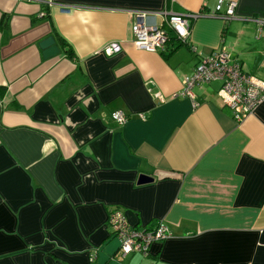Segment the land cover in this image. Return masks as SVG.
Here are the masks:
<instances>
[{
    "label": "crops",
    "instance_id": "obj_1",
    "mask_svg": "<svg viewBox=\"0 0 264 264\" xmlns=\"http://www.w3.org/2000/svg\"><path fill=\"white\" fill-rule=\"evenodd\" d=\"M220 1L0 0V264H264V103L239 123L222 83L174 96L222 47L264 81V0H223L235 20L205 16L165 53L131 35L139 14L162 24ZM49 37L60 54L45 59ZM111 44L122 49L107 57ZM116 209L172 236L124 258Z\"/></svg>",
    "mask_w": 264,
    "mask_h": 264
},
{
    "label": "built area",
    "instance_id": "obj_2",
    "mask_svg": "<svg viewBox=\"0 0 264 264\" xmlns=\"http://www.w3.org/2000/svg\"><path fill=\"white\" fill-rule=\"evenodd\" d=\"M46 3L54 4L52 1H46ZM237 6L236 1L225 3L221 0L213 14L200 12L175 15L164 11L159 14L163 19L162 24H151L149 22V19L152 18L150 13L139 14L131 30L134 45L140 51L151 53L167 52L172 39L180 44L189 45L188 42L195 21L208 16L229 23L236 19ZM63 11L68 12L69 9L63 7ZM45 14L41 16L45 17ZM252 20L263 24L261 20L254 18ZM121 49V44H111L103 52L108 57L120 53ZM193 51L198 53L196 48H193ZM194 72L193 76L183 80V91L174 96L195 99L194 91L196 88L212 83H222L218 96L221 98L222 105L232 111L233 119L239 123L244 122L246 117L253 115L258 107L264 103V81L249 75L241 64L233 61L225 47L219 48L209 56H200V62L195 67ZM113 119L120 126H124L129 120L124 112H115ZM108 224L112 236L120 242L124 258L132 254L147 257L150 255L154 243L167 241L172 236L168 226L163 222L153 229L133 227L128 223L124 212L118 209L110 212Z\"/></svg>",
    "mask_w": 264,
    "mask_h": 264
},
{
    "label": "water",
    "instance_id": "obj_3",
    "mask_svg": "<svg viewBox=\"0 0 264 264\" xmlns=\"http://www.w3.org/2000/svg\"><path fill=\"white\" fill-rule=\"evenodd\" d=\"M40 47L43 50V56L45 59L47 58H54L59 56L60 54V48L59 45H57L54 37H49L45 41L40 43ZM154 179L149 178L147 176H141L139 180V184H147L151 183Z\"/></svg>",
    "mask_w": 264,
    "mask_h": 264
},
{
    "label": "trees",
    "instance_id": "obj_4",
    "mask_svg": "<svg viewBox=\"0 0 264 264\" xmlns=\"http://www.w3.org/2000/svg\"><path fill=\"white\" fill-rule=\"evenodd\" d=\"M55 35L58 37V32L57 30L53 29ZM173 44H177L178 41H176L175 39H172ZM180 45V43H178ZM64 50H65V53L68 54V56L72 59H75L76 58V55L74 54V51L72 49V47L69 45V44H65V45H62Z\"/></svg>",
    "mask_w": 264,
    "mask_h": 264
}]
</instances>
